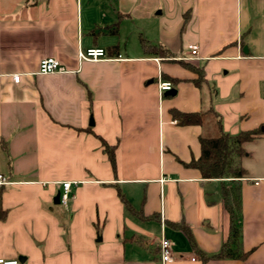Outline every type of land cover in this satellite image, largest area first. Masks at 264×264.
I'll list each match as a JSON object with an SVG mask.
<instances>
[{
    "label": "crops",
    "instance_id": "crops-1",
    "mask_svg": "<svg viewBox=\"0 0 264 264\" xmlns=\"http://www.w3.org/2000/svg\"><path fill=\"white\" fill-rule=\"evenodd\" d=\"M89 49L107 59H81ZM50 57L69 72L39 74ZM182 62L204 67L201 88ZM208 107L224 134L256 132L244 145L248 177L204 179L190 166L217 127L183 126L173 111ZM0 175V259L162 264L164 230L170 264H264V0H0ZM63 182L67 207L55 201ZM223 188L240 205L247 256L202 260L167 222L184 221L197 249L217 255L230 236Z\"/></svg>",
    "mask_w": 264,
    "mask_h": 264
},
{
    "label": "trees",
    "instance_id": "trees-1",
    "mask_svg": "<svg viewBox=\"0 0 264 264\" xmlns=\"http://www.w3.org/2000/svg\"><path fill=\"white\" fill-rule=\"evenodd\" d=\"M115 27H118L116 23ZM118 28H115L114 32H117ZM143 50L147 53H152L159 55L160 57H167V51L160 46L152 45L141 39ZM115 49V48H111ZM185 67L191 72L197 75L194 83L197 87L201 88L205 82V72L203 66H195L193 64L184 63ZM173 117L179 121V124L183 126L205 125L206 122L213 119L217 127V134L213 137H201L200 144L202 149L201 157L193 161L190 166L196 168L200 171L204 179H227L230 181H240V179L248 177L247 170L242 165V160L246 156V150L244 145L248 142H252L255 138L256 132L247 133L243 132L238 136H228L222 131L221 120L217 113L212 107L207 109L191 113V112H181L178 110L173 111ZM103 146L105 152H107L114 171H116L115 153L114 149L111 148L106 142L103 141ZM3 187H0V195L3 191ZM223 199L225 207L229 213L230 217V236L228 241L223 245L221 251L217 255L210 257L205 256L202 252L197 249V245L193 238L191 229L184 222L179 223L167 222L169 227L181 230L187 237L193 251L202 258V260L208 259H244L247 254L240 251L239 237H240V227L236 224L237 216L240 212V205L237 200H231L230 190L223 188ZM125 207L132 214L139 216L140 211L135 210L131 204L126 200V198L120 194ZM4 213L0 211V218L4 217ZM235 246V247H233ZM207 257V258H206Z\"/></svg>",
    "mask_w": 264,
    "mask_h": 264
},
{
    "label": "built area",
    "instance_id": "built-area-1",
    "mask_svg": "<svg viewBox=\"0 0 264 264\" xmlns=\"http://www.w3.org/2000/svg\"><path fill=\"white\" fill-rule=\"evenodd\" d=\"M188 54L192 56L198 55V47L192 46ZM80 58L83 60H98V59H107V53L104 49H89L85 53L80 54ZM69 72L67 66L63 62L55 57L45 58L40 61L39 64V74L49 75V74H60ZM21 80L20 75L13 76V82L19 83ZM173 85L170 82H165L160 84V90L171 91ZM9 184V181L2 175H0V187ZM258 185V183H256ZM72 182H63L62 191L60 192V203L67 207L70 201L74 198V194L71 190ZM160 258L162 264H170L174 262V253L172 249L171 241L165 236L164 230L160 237ZM193 260H195L193 258ZM0 264H20L18 260H6L0 259Z\"/></svg>",
    "mask_w": 264,
    "mask_h": 264
},
{
    "label": "water",
    "instance_id": "water-1",
    "mask_svg": "<svg viewBox=\"0 0 264 264\" xmlns=\"http://www.w3.org/2000/svg\"><path fill=\"white\" fill-rule=\"evenodd\" d=\"M170 93L171 94H175V91H171ZM55 201H56L57 204L60 203V192L56 195ZM21 261L23 262V260H21Z\"/></svg>",
    "mask_w": 264,
    "mask_h": 264
}]
</instances>
